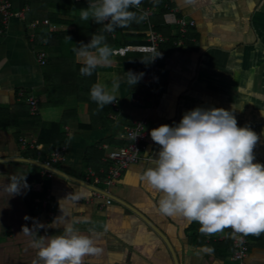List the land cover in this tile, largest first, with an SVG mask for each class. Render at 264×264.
<instances>
[{"label": "crops", "instance_id": "0c3cea01", "mask_svg": "<svg viewBox=\"0 0 264 264\" xmlns=\"http://www.w3.org/2000/svg\"><path fill=\"white\" fill-rule=\"evenodd\" d=\"M146 1L142 0V7L156 9L153 21L168 39L163 45L161 81H138L133 87L122 82L118 109L106 105L113 110L99 117L102 110L96 102H80L77 94L52 103L55 92L46 72L53 79L51 59L72 53V45H63V52L57 41L38 44L37 38L45 27L49 32L71 29L48 19L50 25L32 28L38 20L27 17L30 5L26 0H11L13 12L25 7L29 11L23 19L12 16L0 34V264H33L37 250L32 241L61 235L67 225L91 236L100 250L86 256L85 264H234L230 228L209 236L200 232L199 223L180 214L162 215L158 211L161 193L141 176L155 166L160 151L150 131L164 124L178 125L186 112L197 107L232 111L238 127L248 126L260 137L254 163L264 159V0H166L168 12L164 15L158 1L145 5ZM48 9L59 12L63 19L80 18L81 9L66 12L50 5ZM179 17L197 24L185 36L177 24ZM89 22L88 41L92 35L102 34L114 50L113 63L98 67L95 83L110 88L117 76L123 78L128 71L151 65L149 53L115 52L123 45L148 43L143 22L133 21L113 32L104 31L103 24ZM38 50L46 52V66L37 62ZM31 98L38 101L37 115L32 114ZM90 112L96 119L92 126ZM140 118L149 121L144 160L130 166L115 185L96 184L89 171L105 176L110 166L105 161L107 152L128 143L121 137L125 127ZM55 124H62L64 137L55 134L47 137L48 144H39L43 133L53 132ZM63 138L65 160L48 165L53 153L62 150L54 143ZM23 141L36 143L37 148L24 146ZM24 176L27 186L11 195L13 178L23 184ZM93 190L102 191L111 203L107 204L106 198H92ZM48 194L52 216L39 201ZM246 237L249 252L245 264H264V233Z\"/></svg>", "mask_w": 264, "mask_h": 264}, {"label": "clouds", "instance_id": "9594fccd", "mask_svg": "<svg viewBox=\"0 0 264 264\" xmlns=\"http://www.w3.org/2000/svg\"><path fill=\"white\" fill-rule=\"evenodd\" d=\"M141 3L94 0L80 10V18L103 24L104 31L113 32L116 27L147 18L130 10ZM105 39L94 34L89 43L81 42L73 49L82 64V75L91 76L98 67L113 63L114 50ZM142 77L143 73L128 71L125 77L113 79L110 88L97 82L90 89V98L102 109L116 102L122 82L133 87ZM150 136L160 151L155 166L146 169L141 179L161 193L159 213L180 214L199 223L200 232L209 236L226 228L243 236L264 233V164L254 163L260 137L248 126L238 127L232 111L197 107L186 112L178 125H161L152 129ZM25 178L23 184L13 178L11 195L27 186ZM31 246L37 250L33 264H85L86 256L100 251L91 236L72 225L65 226L61 235L40 236Z\"/></svg>", "mask_w": 264, "mask_h": 264}, {"label": "built area", "instance_id": "2783aa9c", "mask_svg": "<svg viewBox=\"0 0 264 264\" xmlns=\"http://www.w3.org/2000/svg\"><path fill=\"white\" fill-rule=\"evenodd\" d=\"M154 1V0H153ZM157 1V0H155ZM170 8V5L168 4ZM139 15H146V19L143 24L146 26L147 41L144 44H134V45H123L118 48L115 52L119 55H126L130 51L143 52L151 54V65L145 70H134V73H143V77L139 80L140 82L147 83H159L162 78V61L165 57L163 51V45L167 42V37L157 30V27L153 21L155 16V8L149 7L144 8L140 5L139 8H134ZM29 11V7L13 12L11 0H0V15L2 18V27H0V34H2L3 28L6 27L8 20L15 16L17 18L23 19L24 13ZM107 23V22H105ZM40 24L50 25L48 20L43 22L36 21L31 24L32 28H36ZM177 24L181 35L185 36L191 28L196 27V21L193 19H188L187 17H179L177 19ZM34 37V36H33ZM161 53L160 56H157ZM157 56V57H156ZM156 57V58H155ZM155 58V59H154ZM36 59L39 64L46 66L48 64L47 54L44 50H38L36 52ZM154 59V60H153ZM139 98H141L139 96ZM30 104L32 107V114L37 115L39 113L38 101L31 98ZM116 109H118V101L114 103ZM149 121L147 118H140L133 121L131 125H127L122 134V138L126 139L128 143L119 148L109 150L105 156V161H107L110 166L103 178L98 177L94 171H89V177L93 178L95 183H103L104 185L111 187L115 185L123 176L124 172L132 165L139 163L144 160L143 149L144 145L149 137L148 130ZM24 146L29 145L31 148H37L36 143L27 144L25 141L22 142ZM67 148H62L61 151L53 153L50 161L47 162L51 165V162L58 163L65 160V153ZM259 163L264 164V159ZM47 173L53 175V172L48 170ZM91 197L93 198H106V203L110 204L111 199L104 194L102 191L93 190ZM51 194L46 195L45 198L39 199L43 206L47 210V213L52 216L54 213L49 208ZM230 236L232 237L233 253L231 255V260L234 264H245V259L248 256L249 247L247 237L234 234L230 228Z\"/></svg>", "mask_w": 264, "mask_h": 264}, {"label": "trees", "instance_id": "16d2710c", "mask_svg": "<svg viewBox=\"0 0 264 264\" xmlns=\"http://www.w3.org/2000/svg\"><path fill=\"white\" fill-rule=\"evenodd\" d=\"M27 4L30 5V11L26 13L27 17H31V20L35 21H42L45 19L50 20L51 23L64 27V28H70L71 31L67 32H49L48 29L45 27V29H42V34L38 35L37 43L41 44L42 42L46 41L49 43L51 39L57 41L59 43V47L63 49L64 47L67 48V45H72V53L64 52L62 57L58 59H51L49 71H55V77L57 79L50 78L49 73L46 72L48 83L50 84V88L53 89L55 92V95L53 97V104H56L60 101H65L70 95L77 94L79 101H87V102H93L90 98V89L95 84V78L98 68L93 72L91 76L82 75L80 72V69L82 67V64L78 61L75 53L73 52L74 48H78L79 44L83 42L84 44L89 43L87 37L90 35V31L92 29L91 24L88 21L82 20L79 17L72 16L69 19H63L60 17L59 12H51L48 9V5L50 7H53L56 10H62L66 12H74L77 10H80L82 8L87 7V5L90 2H94V0H26ZM157 5H159V8H161V15H164L168 12L166 8V0H157ZM151 0H147L145 5H149L151 3ZM133 11L132 9H130ZM138 15V13H137ZM74 29V30H73ZM158 30H161L160 27H157ZM115 31V30H114ZM104 33V32H102ZM105 34V33H104ZM68 37L71 39L69 40ZM64 45V47H63ZM73 55L72 57H69L68 55ZM51 69V70H50ZM52 77V76H51ZM105 108H102L99 117L108 116L107 114L111 112L113 109L110 107L104 106ZM92 116L94 117L91 126L94 124V121H96L95 116L93 112H90ZM100 120V119H99ZM62 127V124H55L53 132L47 131L43 133V135L40 138L39 144H48L50 140L47 139V137H50L52 135H60L61 138L64 137V134L60 132V129ZM55 131V133H54ZM54 133V134H53ZM65 145V139L63 138L61 141H56L54 143V146L56 149H62V147ZM37 169H40L41 167L37 166ZM231 240L232 237L230 236Z\"/></svg>", "mask_w": 264, "mask_h": 264}, {"label": "water", "instance_id": "95a60500", "mask_svg": "<svg viewBox=\"0 0 264 264\" xmlns=\"http://www.w3.org/2000/svg\"><path fill=\"white\" fill-rule=\"evenodd\" d=\"M24 161H30V162L33 163V164H37V162H35V161H31V160H24ZM39 164L42 165V166H44V164H43L42 162H39ZM45 166H47V165L45 164Z\"/></svg>", "mask_w": 264, "mask_h": 264}]
</instances>
